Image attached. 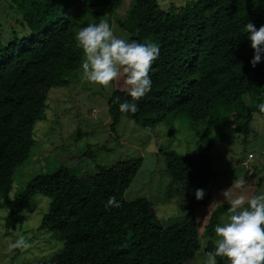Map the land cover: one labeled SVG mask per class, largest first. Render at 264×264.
<instances>
[{
    "label": "trees",
    "instance_id": "16d2710c",
    "mask_svg": "<svg viewBox=\"0 0 264 264\" xmlns=\"http://www.w3.org/2000/svg\"><path fill=\"white\" fill-rule=\"evenodd\" d=\"M126 1L0 0L4 228L18 231L25 208L41 194L50 205L36 231L49 233L60 243L31 264H195L201 254L214 250V228L229 209L221 206L209 218L203 247L197 211L209 197L197 200L194 192L205 189L214 176L209 151L239 135L246 139L256 115L264 120L259 109L264 103V58L251 66L254 50L244 32L249 20L257 28L264 25V0H172L166 5L162 0H131L125 19H116ZM110 17H116L129 40L155 42L160 49L149 71L151 91L136 101L137 112L119 111V103L132 98L123 76L114 81L108 101L112 131L116 133L122 118L149 132L183 118L207 126L197 135L199 142L204 140L205 151L181 156L162 150L172 183L167 198L174 193L189 198L183 215L165 224L157 220L152 202L125 198L143 157L110 167L97 165L94 170L80 163L49 170L35 134V126L46 117L49 91L68 87L81 68L84 56L75 33ZM6 23H12L10 40L3 39ZM226 111L243 114L236 121ZM175 134L170 126V138ZM250 154L238 161L246 170L254 160H249ZM245 161L248 167L242 165ZM113 196L121 207L106 208ZM217 264H227L226 258L217 257Z\"/></svg>",
    "mask_w": 264,
    "mask_h": 264
},
{
    "label": "rangeland",
    "instance_id": "374dc122",
    "mask_svg": "<svg viewBox=\"0 0 264 264\" xmlns=\"http://www.w3.org/2000/svg\"><path fill=\"white\" fill-rule=\"evenodd\" d=\"M169 1L172 0H162V4L166 5ZM130 5L131 0L126 1L115 18L124 20ZM115 18L105 20L115 35L128 39V34L119 27ZM10 25L12 23L2 25L3 39L10 40ZM81 76L82 68L68 87L49 91L46 117L35 126V134L42 144L41 151H44L42 154L48 169L54 170L59 164L73 167L80 163V166L94 170L97 165L110 167L120 161L141 156L143 164L125 193L126 200L144 198L152 202L157 220L162 224L182 216L188 209L185 203L189 198L182 193H174V196L167 198L172 183L161 160L162 150L171 149L181 156L205 151L204 140L199 142L197 135L207 126L202 123L192 125L190 120L183 118L149 132L127 118H122L114 133L108 113V101L115 88L114 82L103 87L88 83ZM224 113L236 121L243 114L240 111ZM169 125L174 126L177 132L171 138ZM244 139L239 135L234 141L216 143L209 151L214 176L203 189L209 197L207 205L197 211L203 247L207 245L205 226L216 209L229 207V201L241 195L247 199L264 189V120L261 116H255L246 141ZM250 153L254 154V160L252 167L246 170L240 167L238 161ZM237 181L242 182L240 188L235 186ZM49 205V198L36 194L23 212L22 226L11 233L4 228L6 211L0 209V264H31L59 248L60 243L58 246L56 240L49 237V233L36 231ZM229 215L228 211L223 212L219 223L227 220ZM20 235L25 236L29 246L23 249L9 248L8 245ZM204 259L205 255L201 254L195 264H203Z\"/></svg>",
    "mask_w": 264,
    "mask_h": 264
},
{
    "label": "clouds",
    "instance_id": "9594fccd",
    "mask_svg": "<svg viewBox=\"0 0 264 264\" xmlns=\"http://www.w3.org/2000/svg\"><path fill=\"white\" fill-rule=\"evenodd\" d=\"M244 32L254 50L250 63L255 68L264 58V25L257 28L249 20L244 25ZM75 40L84 56L82 80L108 87L123 76L124 84L128 86L127 95L132 99L119 103V111L137 112L136 101L151 91L149 71L160 54L159 45L120 38L114 34L107 20L81 27L75 33ZM259 109L264 112V103L259 105ZM235 186L240 188L242 182L237 181ZM204 195L202 188L194 192L197 200L203 199ZM105 207L119 208L121 204L113 196L108 198ZM228 211L230 215L227 220L214 228L215 248L206 253L203 264H217V257L226 258L227 264H264V189L247 199L241 195L229 201ZM28 246L24 235L8 245L11 249Z\"/></svg>",
    "mask_w": 264,
    "mask_h": 264
},
{
    "label": "built area",
    "instance_id": "2783aa9c",
    "mask_svg": "<svg viewBox=\"0 0 264 264\" xmlns=\"http://www.w3.org/2000/svg\"><path fill=\"white\" fill-rule=\"evenodd\" d=\"M254 158V156L252 154L249 155V160H252ZM243 166H247L248 167V162H243L242 164Z\"/></svg>",
    "mask_w": 264,
    "mask_h": 264
}]
</instances>
